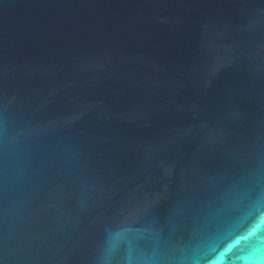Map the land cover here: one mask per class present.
<instances>
[{
	"label": "water",
	"instance_id": "water-1",
	"mask_svg": "<svg viewBox=\"0 0 264 264\" xmlns=\"http://www.w3.org/2000/svg\"><path fill=\"white\" fill-rule=\"evenodd\" d=\"M0 264H264V0H0Z\"/></svg>",
	"mask_w": 264,
	"mask_h": 264
}]
</instances>
